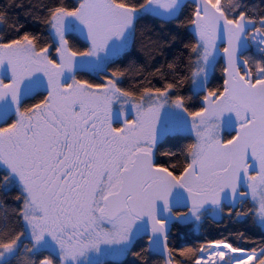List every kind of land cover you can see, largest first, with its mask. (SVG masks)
<instances>
[{
  "label": "snow or ice",
  "instance_id": "obj_1",
  "mask_svg": "<svg viewBox=\"0 0 264 264\" xmlns=\"http://www.w3.org/2000/svg\"><path fill=\"white\" fill-rule=\"evenodd\" d=\"M156 256L264 264V0H0V264Z\"/></svg>",
  "mask_w": 264,
  "mask_h": 264
},
{
  "label": "trees",
  "instance_id": "obj_2",
  "mask_svg": "<svg viewBox=\"0 0 264 264\" xmlns=\"http://www.w3.org/2000/svg\"><path fill=\"white\" fill-rule=\"evenodd\" d=\"M249 2H254L257 7L259 5V0H249ZM13 11H18L17 9H13ZM181 19H183V17H181ZM21 21L26 23V26L28 27L29 30H38L39 26L38 25H33L31 22V19L29 18L28 20H25V18L23 16H21ZM158 23V22H157ZM167 27H171L174 31H178L179 32V36L177 39L176 44L169 50H167L166 55L168 56L169 59L172 58V56L174 54H179L180 50L183 48V43H187L188 39L190 38L191 33L188 32L186 29H175V25H169ZM167 31V28H165V32ZM181 41H183V43H181ZM73 42L76 43V46H82L83 45V41L79 39L78 36H75L73 34ZM78 42V43H77ZM164 59V57H157V60L162 62ZM223 64L221 62V60L216 64V68H215V72L212 73L211 78H210V86L211 87H216L217 85L222 84V72H221V68H222ZM78 75L80 76V78H84V79H92V80H98L99 78L95 75V73H78ZM157 86L159 85V82L154 80L153 81ZM184 94L187 95L190 93V86L188 84H186L184 86ZM183 143V141H181V144ZM169 147L168 144H164L162 150H165ZM157 159L161 162H167L168 158L166 157H161V156H157ZM172 232L170 234V244L179 248L181 246L184 245H190V244H194L197 243L198 240L202 239L204 235H209V236H217L218 235V229L220 227H223V225H217L215 223L212 222L211 219L205 220V222L202 224V226L199 228V231H196L193 226L191 224H181V223H173L172 224ZM245 227H249L251 228V223L249 221L248 224H230L229 228L230 229H241V228H245ZM257 230L255 228H251V233L252 235H256ZM154 262L158 261L159 264H163V261L160 260V258L158 256L153 257Z\"/></svg>",
  "mask_w": 264,
  "mask_h": 264
},
{
  "label": "water",
  "instance_id": "obj_3",
  "mask_svg": "<svg viewBox=\"0 0 264 264\" xmlns=\"http://www.w3.org/2000/svg\"><path fill=\"white\" fill-rule=\"evenodd\" d=\"M222 64H223V60H221Z\"/></svg>",
  "mask_w": 264,
  "mask_h": 264
},
{
  "label": "rangeland",
  "instance_id": "obj_4",
  "mask_svg": "<svg viewBox=\"0 0 264 264\" xmlns=\"http://www.w3.org/2000/svg\"><path fill=\"white\" fill-rule=\"evenodd\" d=\"M212 75V74H211ZM210 78H211V76H210Z\"/></svg>",
  "mask_w": 264,
  "mask_h": 264
}]
</instances>
